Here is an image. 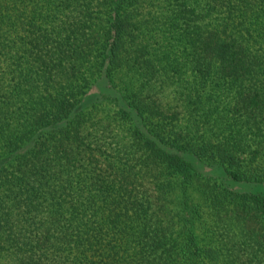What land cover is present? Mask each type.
<instances>
[{
    "label": "trees",
    "instance_id": "obj_1",
    "mask_svg": "<svg viewBox=\"0 0 264 264\" xmlns=\"http://www.w3.org/2000/svg\"><path fill=\"white\" fill-rule=\"evenodd\" d=\"M0 264H264V0H0Z\"/></svg>",
    "mask_w": 264,
    "mask_h": 264
}]
</instances>
